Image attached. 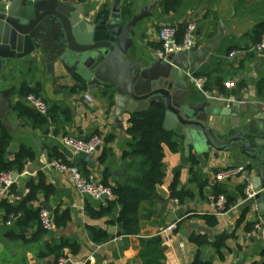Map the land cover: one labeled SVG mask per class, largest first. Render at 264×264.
Wrapping results in <instances>:
<instances>
[{
    "label": "crops",
    "instance_id": "obj_1",
    "mask_svg": "<svg viewBox=\"0 0 264 264\" xmlns=\"http://www.w3.org/2000/svg\"><path fill=\"white\" fill-rule=\"evenodd\" d=\"M74 1L84 4L87 12L97 16L107 13L116 0ZM156 1L119 0L123 18L144 15L136 23L132 46L120 63L139 61L140 56L149 61L150 55H155L161 47L158 35L163 26H175L180 42L186 26L194 23L192 59L197 63L188 76L201 80L200 88L189 87L198 99L196 103L210 95V105L225 107V101H229V106L237 107V115L202 116L219 152L210 146L206 152L190 146L186 153L183 140L178 142L171 133L178 149L171 152L163 146L165 176L158 186L167 197L161 208L155 199L153 205L143 203L139 211V233L124 235L116 222L120 209L106 211L107 203L115 199L113 196L106 201L83 197L67 175L50 167L53 162L76 167L83 175L110 189L126 181L129 163H140L142 159L125 157L132 142L127 133L131 115L124 113L120 118L115 114L117 93L110 84H100L90 92L85 83L71 81L57 64L50 75L42 57L33 63L30 57L8 61L0 71V94L8 103L6 120L14 129L0 122V142L2 129L9 136L4 159L13 162L21 149L31 152V156L22 162L20 172L15 171L14 192H9L3 202L15 206L28 194L27 183L38 185L41 180L43 191L31 202L33 208H39L40 212L45 209L43 205H48L53 216L67 221L63 227L54 225L53 231L42 233L33 223L20 226L16 222L7 226V215L0 208V264H56L60 257L69 259L70 264H145L149 258H140L141 242L154 237L161 239L160 248L165 247L164 251L159 249L161 264H193L196 257L211 264L264 262V214L256 206L238 209L245 200L246 188L251 190L248 176H257L258 162L242 150L240 143L222 152L224 145L249 121L264 125V50L256 49L264 34L259 43H255L254 35L264 25V0H180L176 11L170 12L163 7L165 0L157 4ZM231 53H234L232 57ZM260 57L257 72L255 66ZM112 70V66L108 67L105 74H111ZM114 79L118 89L125 91L131 79L130 71H120ZM229 82L235 83L234 88L226 87ZM106 86L114 92L112 105L103 95ZM33 92L48 106L47 115L36 114L45 123L34 121L25 113L32 110L26 97ZM87 96L93 101H87ZM65 136L82 140L98 136L104 144L90 156L73 155L61 143ZM227 167H241L244 172L216 182L215 174ZM172 193L180 198L172 200ZM210 195L226 197L224 213L212 211L208 204ZM172 216L175 220L168 225ZM168 226L172 227V233L165 239L160 233ZM256 226H259L256 235L249 236ZM193 236L205 237L207 244L191 242ZM221 236L225 237L224 245L216 251L210 245Z\"/></svg>",
    "mask_w": 264,
    "mask_h": 264
},
{
    "label": "water",
    "instance_id": "obj_2",
    "mask_svg": "<svg viewBox=\"0 0 264 264\" xmlns=\"http://www.w3.org/2000/svg\"><path fill=\"white\" fill-rule=\"evenodd\" d=\"M143 16L123 18L119 0L107 13L97 16H92L84 4L79 5L74 0H12L8 10L0 3V71L8 61L30 57L33 63L42 57L50 75H53L57 64L71 81L85 83L90 92L100 84H110L118 95L115 114L119 117L124 113L141 115L161 101L165 107L162 128L166 133H174L178 142L183 140L186 153L190 146H195L199 152H206L207 146L218 151L202 116L237 115V107L234 104L229 107L210 105V95L196 103L198 99L189 89L196 84L188 76L197 63L192 59L193 48L188 52L170 54L164 61L152 54L149 61L140 56L139 61L120 63L132 46L136 23ZM261 61L260 57L255 66L257 72ZM110 66L113 67L111 74H105ZM126 69L130 71L131 79L126 90L122 91L114 78L115 74ZM156 97L158 99L153 100ZM7 112L8 103L0 94V122L13 131L14 127L6 120ZM36 114L39 115L38 112ZM237 143L258 162L255 168L257 176H248L254 196L243 201L238 209L256 206L263 215L264 125L249 121L224 145L222 152L230 151ZM165 197V191L158 187L154 196L158 208H161ZM100 200L106 201L107 196ZM43 206L50 211L48 205ZM171 219L168 225L174 222L175 217ZM160 250L164 251L165 247Z\"/></svg>",
    "mask_w": 264,
    "mask_h": 264
},
{
    "label": "trees",
    "instance_id": "obj_3",
    "mask_svg": "<svg viewBox=\"0 0 264 264\" xmlns=\"http://www.w3.org/2000/svg\"><path fill=\"white\" fill-rule=\"evenodd\" d=\"M180 4V0H165L163 7L166 11H176ZM105 14V13H102ZM178 32V31H177ZM184 32V31H183ZM178 34V33H177ZM183 34V33H182ZM264 34V25L259 26L256 35L255 43L260 42L261 36ZM180 35V34H179ZM32 94L39 96L36 92ZM114 92L111 87L106 86L103 95L109 98L110 105L113 104ZM34 121L45 123L44 119L36 115V111L27 110L25 112ZM164 106L154 104L152 108L141 114L131 115L129 118L128 134L132 138L129 143V151L125 154L126 158L133 157L135 159H142V161H132L127 166V178L123 184H117L111 188L114 201L107 203V212L112 211L115 207L120 209L117 218L121 232L124 235H136L140 229L139 211L143 203L154 204V195L158 186L162 184L165 173L163 169V146H167L171 152H176L178 149V142L173 134L166 133L163 128ZM9 142V136L5 130L1 132L0 142V172L17 171L22 169V162L25 158L31 156V152L21 149L20 153L15 157L13 162H6L4 159V152ZM105 185V184H103ZM106 186V185H105ZM26 188L28 194L15 204V206L8 205L6 202L0 203L5 214H20L17 224L20 226L28 225L30 223L36 224L40 232L44 233L39 224V208L34 209L33 201L37 200V195L42 193L43 187L40 180L38 185H34L31 181L27 183ZM10 192H14V186L11 187ZM179 195L172 193L171 199H179ZM89 210V209H88ZM55 227H63L67 219H62L58 215L53 216ZM224 236L217 238L210 246L219 251L224 245ZM191 242L198 245L207 244L205 237L193 236ZM161 239L154 237L152 239L143 240L141 242L142 251H140V258H149L145 264H161L162 253L159 251ZM193 264H211L209 262L202 263L198 257L194 259ZM264 264V262L262 263Z\"/></svg>",
    "mask_w": 264,
    "mask_h": 264
},
{
    "label": "built area",
    "instance_id": "obj_4",
    "mask_svg": "<svg viewBox=\"0 0 264 264\" xmlns=\"http://www.w3.org/2000/svg\"><path fill=\"white\" fill-rule=\"evenodd\" d=\"M12 0H0V3L5 5V9L11 5ZM196 26L194 23H189L182 37V40L177 41V28L173 25H165L159 31V41L161 43L160 49L156 52V57L158 60H166L170 54L184 53L188 52L193 48V43L195 39ZM171 46V48H170ZM256 49L258 51L264 50V37L262 41L257 45ZM234 53H231L232 57ZM195 84L200 88L201 80H195ZM235 83L229 82L226 87L229 89L234 88ZM87 101L92 102L90 97H85ZM26 100L30 107L38 112L40 115H47L48 106L45 101L34 94H30L26 97ZM225 106L229 107V101H225ZM62 145L68 149L73 155H84L90 156L97 152L104 144L102 138L98 136H93L88 140H82L72 136H65L61 138ZM50 167L57 170L58 173L62 175H67L73 187L77 193L83 197H88L92 200L99 201L102 196H107V198L112 197L111 189L105 187L101 183L93 180L92 177L83 175V173L76 167H69L62 165L57 162L50 164ZM244 170L241 167H227L219 170L215 174L216 182H224L230 180L234 177L241 176ZM16 175V176H15ZM17 173L15 171L10 172H0V203L3 202L8 196L11 187L15 184V179ZM254 194L251 192L250 187L245 190V200L252 198ZM244 200V201H245ZM209 207L215 214L224 213L227 210V199L224 195H210L208 198ZM20 214H9L6 217V225H14L20 218ZM39 224L43 231L51 232L54 230L53 215L45 210L41 209L39 212ZM259 226H256L254 231L249 234V236H255ZM172 233V227L168 226L160 234L165 235V239L168 238ZM69 259L66 257H60L56 264H68Z\"/></svg>",
    "mask_w": 264,
    "mask_h": 264
}]
</instances>
